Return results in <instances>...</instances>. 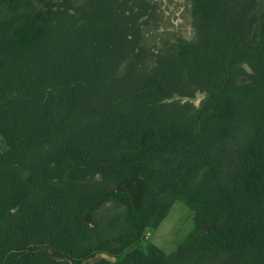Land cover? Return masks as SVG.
Instances as JSON below:
<instances>
[{
	"label": "trees",
	"instance_id": "16d2710c",
	"mask_svg": "<svg viewBox=\"0 0 264 264\" xmlns=\"http://www.w3.org/2000/svg\"><path fill=\"white\" fill-rule=\"evenodd\" d=\"M191 3L158 47L140 0H0V264H264V0Z\"/></svg>",
	"mask_w": 264,
	"mask_h": 264
},
{
	"label": "rangeland",
	"instance_id": "374dc122",
	"mask_svg": "<svg viewBox=\"0 0 264 264\" xmlns=\"http://www.w3.org/2000/svg\"><path fill=\"white\" fill-rule=\"evenodd\" d=\"M140 2L149 11V17H145V20H150L146 26V36L150 44L158 47L173 45L181 38L192 40L195 37L191 0H140ZM205 96L203 92H198L193 98L175 95L167 101H188L199 107ZM124 187L131 190L135 203L139 204L145 192L141 179L131 177L124 183ZM194 225L195 213L184 203L176 202L157 228L147 230L146 238L165 252L171 253L185 241ZM102 258L108 256L100 254L91 261Z\"/></svg>",
	"mask_w": 264,
	"mask_h": 264
}]
</instances>
